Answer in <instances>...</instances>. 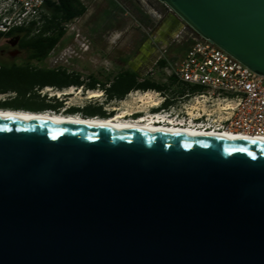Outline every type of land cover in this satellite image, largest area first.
Returning <instances> with one entry per match:
<instances>
[{
    "label": "water",
    "instance_id": "obj_1",
    "mask_svg": "<svg viewBox=\"0 0 264 264\" xmlns=\"http://www.w3.org/2000/svg\"><path fill=\"white\" fill-rule=\"evenodd\" d=\"M264 77V0H157ZM0 264H264V141L0 117Z\"/></svg>",
    "mask_w": 264,
    "mask_h": 264
},
{
    "label": "built area",
    "instance_id": "obj_2",
    "mask_svg": "<svg viewBox=\"0 0 264 264\" xmlns=\"http://www.w3.org/2000/svg\"><path fill=\"white\" fill-rule=\"evenodd\" d=\"M48 1L0 0V33H8L14 28L41 26ZM77 20L65 24V30L73 29L71 23ZM78 38L77 34L76 42L86 51L87 44ZM71 52L78 56L73 50ZM161 61H165V65L160 66ZM155 71H162L164 77H173L178 83L188 86L186 93L190 100L184 108L194 109L196 114L191 116L193 121L190 118L187 122L173 121L163 114L151 117L194 129L264 136V77L216 45L193 33L191 44L180 59L170 61L162 55L147 74L153 77ZM167 122L162 125L172 124Z\"/></svg>",
    "mask_w": 264,
    "mask_h": 264
},
{
    "label": "flooded vegetation",
    "instance_id": "obj_3",
    "mask_svg": "<svg viewBox=\"0 0 264 264\" xmlns=\"http://www.w3.org/2000/svg\"><path fill=\"white\" fill-rule=\"evenodd\" d=\"M41 27L42 26L34 27L31 31V36H35V34H38ZM91 29H93L92 26L88 30L90 40H92V37L90 36ZM20 40L21 37L17 35L6 37L5 45L9 46L10 49H0L1 64H17L13 61L23 54L24 64L42 63L49 60V56L41 62L36 59L29 58V53L20 47ZM59 45L60 43L58 44V46ZM6 55L8 56L6 57ZM60 61H62V59H60ZM57 62H59V59L57 60ZM75 63L78 67L79 62L75 61ZM115 64H117V62H115ZM89 66H91L89 63H81V68L78 67L76 73H70L69 71H66L64 69H45L47 71H56L59 76L62 77V79L58 84L45 86L44 88L39 89V94H41L46 88L56 89V92L61 93L57 97V99H51L52 95L50 93L47 94L46 97L43 96V104L50 107V111H53L60 115L62 114L64 116H79L82 118H110L116 113V110H108L106 109L105 105L113 102H122L134 92H143V94H146L151 91L152 93H156L157 97L160 98V104L158 107L150 109V113L145 116L163 114L165 116L171 117L173 121L187 122L190 118L191 121L194 120H192L193 117H191L196 114L194 112V109L184 108V104L190 100V97L187 95L186 91L182 93L180 90H177V88L181 84L178 83L173 77L162 76V78L152 77L149 74L139 75L136 77L135 83L126 92V86L121 89L114 88V86L117 84V77L120 73H118L114 78H111L107 73L96 74V72H94V70H91ZM87 71L88 73H86ZM84 72L85 74H83ZM147 83L153 84L155 88L153 90H143L144 85H146ZM96 90H101L102 93L105 94V103L88 102L83 105H79L70 103L67 100L74 93V91H78V93L84 94L89 93V91ZM61 95H63L64 98H60ZM142 112L143 111H138L134 114H131L127 117V120L138 119L143 115Z\"/></svg>",
    "mask_w": 264,
    "mask_h": 264
},
{
    "label": "crops",
    "instance_id": "obj_4",
    "mask_svg": "<svg viewBox=\"0 0 264 264\" xmlns=\"http://www.w3.org/2000/svg\"><path fill=\"white\" fill-rule=\"evenodd\" d=\"M80 1L89 12L88 18H94L90 35L94 42L109 44L112 49L125 42L131 45V51L122 50L115 60L124 67L121 72L130 71L136 77L147 74L164 52L170 55L174 47L182 45L186 51L191 44L192 30L157 0V4L150 0H123L126 7L116 0H104V6H99L101 0H95L94 5L90 0ZM130 11L135 12V21L141 27L121 25V16H127ZM149 18L152 23L146 22ZM185 35L186 40L181 42Z\"/></svg>",
    "mask_w": 264,
    "mask_h": 264
},
{
    "label": "trees",
    "instance_id": "obj_5",
    "mask_svg": "<svg viewBox=\"0 0 264 264\" xmlns=\"http://www.w3.org/2000/svg\"><path fill=\"white\" fill-rule=\"evenodd\" d=\"M45 8L49 15L43 16V24L38 34L31 36L30 28H14L8 33H0V38L17 35L21 37L20 47L29 53V58L43 61L52 51H54L65 35V24L76 18L82 17L87 8L80 0H49ZM165 65V61L160 62V66ZM0 95L15 93L12 100L0 101V109H10L16 111L45 112L50 111V107L43 104V97L38 93L40 88L58 84L61 81L56 71H47L34 67L27 63L1 64L0 63ZM136 76L130 71H123L117 77L115 89L127 87L128 89L135 83ZM155 87L151 83L144 85L143 90H153ZM32 99L41 100L32 103Z\"/></svg>",
    "mask_w": 264,
    "mask_h": 264
},
{
    "label": "rangeland",
    "instance_id": "obj_6",
    "mask_svg": "<svg viewBox=\"0 0 264 264\" xmlns=\"http://www.w3.org/2000/svg\"><path fill=\"white\" fill-rule=\"evenodd\" d=\"M119 2L122 6H125L123 3V0H116ZM154 4H157L156 0H150ZM91 4L94 5L96 2L95 0H90ZM106 2L104 0H101L99 3V6H104ZM126 7V6H125ZM167 8V7H166ZM168 9V8H167ZM169 10V9H168ZM45 15H49L48 10L45 8ZM88 13L86 12L80 19H78L75 22H72L71 26H73V29L66 28L65 35L62 38L60 45L52 51V53L49 55V60L44 61L42 63H33L32 65L34 67L40 68V69H64L66 71H69L70 73H76L77 68H81V63H89L91 66V70H94L96 74L100 73H107L109 77L114 78L119 72L122 71L123 68L115 64V60L118 57V55L122 52V50L131 51L129 44L126 42L124 44L119 45L117 48H111L109 44H98L94 42L93 40L89 39V33L88 30L92 26V22H94V18H88ZM121 25H128L130 27H141L137 25L136 15L135 12H131L127 16H121ZM151 22L152 20L146 19V22ZM79 34L78 40L81 43L87 44V50L84 51L81 45H79L76 42V35ZM187 36H183V39H181V42L185 41ZM5 39L6 37L3 36L0 38V49H10L9 46L5 45ZM71 49L73 52H76L78 56H74L73 53L68 52V50ZM186 49L185 45H182L180 47H174V49L171 51L170 55L167 53H164L163 57L170 61H177L180 59L181 54H184V50ZM183 52V53H182ZM180 53V54H179ZM8 55H6L7 57ZM59 59V62L57 60ZM62 59V61H60ZM68 60V61H67ZM75 61H78V67L75 63ZM13 62L17 64H24V54L17 57ZM88 73V71L86 72ZM85 74V72L83 73ZM163 72L162 71H155V74L153 77H162ZM62 79V77H60ZM163 78V77H162ZM188 86L181 84L177 88V90H180L182 93L186 91ZM97 91V90H96ZM101 91V90H99ZM91 91H89L90 93ZM102 92V91H101ZM147 92V91H146ZM51 94V99L57 97L61 94L59 92H56V89H50L46 90L44 89V94H40L41 97L47 96V94ZM151 94V91L149 92ZM56 94V95H55ZM153 94V93H152ZM58 95V96H57ZM143 96V92L138 93H132L130 96H128L125 100L122 102H113L108 105H105L106 109L113 110L115 109L116 112L126 111L128 113L127 117L131 114H134L138 111H143V115L149 114L150 108L149 105L145 104L142 106V103L138 101V99ZM153 100L160 101V98L156 95H152ZM49 97V96H48ZM47 97V98H48ZM15 98V93H9L6 95H0V101L3 102L5 100H12ZM60 98H64L63 95L60 96ZM105 94L102 93V96L98 99H88V93H78V91H74V93L70 96L69 99H67L70 103L83 105L85 103L91 102V103H105ZM38 99H32L31 102H39ZM142 106V107H141ZM146 107V109H145ZM10 110V109H9ZM16 111V110H15ZM32 112V111H28ZM36 113V112H34ZM130 113V114H129ZM116 114V113H115ZM93 118V117H92ZM106 119V118H101Z\"/></svg>",
    "mask_w": 264,
    "mask_h": 264
},
{
    "label": "bare ground",
    "instance_id": "obj_7",
    "mask_svg": "<svg viewBox=\"0 0 264 264\" xmlns=\"http://www.w3.org/2000/svg\"><path fill=\"white\" fill-rule=\"evenodd\" d=\"M148 92L143 94L138 101L142 103V106L145 104L149 105L150 108L158 107L160 101L153 100V96ZM102 96L101 91H91L88 93V99H98ZM141 106V107H142ZM146 109V107H145ZM130 114V113H129ZM128 113L126 111L116 112L112 117L101 119L98 117L93 118H82L79 116H64L53 111L45 112H28V111H15L8 109H0V117H12L20 119H41V120H52L59 121L64 123H80L83 125L91 126H106L113 127L118 129H136V130H147V131H156V132H166V133H177L185 135H194V136H211V137H221L226 139H242L250 141H264V136L258 135H248L244 133H234L229 131H213V130H202L194 129L188 127L187 125H175V123L167 122L166 119H161L160 117H151V116H140L136 120H127ZM172 123L167 125H162V123Z\"/></svg>",
    "mask_w": 264,
    "mask_h": 264
}]
</instances>
